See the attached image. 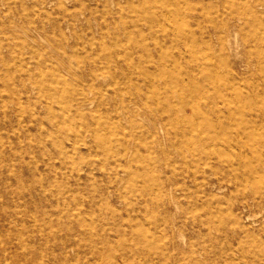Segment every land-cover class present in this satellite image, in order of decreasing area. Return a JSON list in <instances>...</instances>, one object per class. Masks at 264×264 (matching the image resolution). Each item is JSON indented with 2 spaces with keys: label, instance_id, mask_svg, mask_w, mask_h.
I'll use <instances>...</instances> for the list:
<instances>
[{
  "label": "rangeland",
  "instance_id": "1",
  "mask_svg": "<svg viewBox=\"0 0 264 264\" xmlns=\"http://www.w3.org/2000/svg\"><path fill=\"white\" fill-rule=\"evenodd\" d=\"M175 1L178 10L169 0H0V264H95L86 249L87 234L75 227L97 222L100 214L110 243L134 248L131 264L163 262L161 254L147 258L140 251L138 235H159L152 230L163 227L161 210L142 198L150 180L152 187L164 180L163 149L173 152L164 134L173 111L185 124L191 112L201 121L215 119L207 111L202 116L203 105H196L210 98L213 85L194 59L216 71L224 95L234 58L230 45H237L239 60L250 62L239 72L254 79L264 72V14L253 17L252 24L249 0ZM161 52L168 53L166 58ZM157 67L166 79L178 70L183 78L194 77L202 97L193 98L187 87L181 91L183 102L178 88L167 87L166 93ZM153 68L159 73L147 81L143 71ZM79 98L88 100L77 106ZM105 136L113 140L105 144L112 155L97 145ZM118 141L133 148L139 160L120 156ZM117 163L126 171L115 183ZM142 165L154 170L148 175ZM153 173L159 176L152 179ZM246 188L240 187V194L239 189L216 192L212 200L222 203L217 214L223 222L235 217L263 247L264 208L251 204ZM180 210L174 217L182 215Z\"/></svg>",
  "mask_w": 264,
  "mask_h": 264
},
{
  "label": "bare ground",
  "instance_id": "2",
  "mask_svg": "<svg viewBox=\"0 0 264 264\" xmlns=\"http://www.w3.org/2000/svg\"><path fill=\"white\" fill-rule=\"evenodd\" d=\"M169 2L172 4L173 10H176L178 2L175 0H169ZM246 9L251 13L252 24H254L253 17H260L261 14H264V0H249ZM257 13L258 15H256ZM181 33L183 34L184 32ZM230 49L234 51V58L230 67L232 69L230 70V79L225 84L227 86L226 95L221 92L218 86L221 77L218 76L216 71L211 68L208 69L203 62H198L197 59H194L197 62L196 65L199 72L204 74V78L209 80L211 86L213 85V93L210 98L205 99L204 102H201L202 99H200L201 101H196V105L199 108L203 105V109L201 110L202 116L206 111L213 113L215 117L214 121L208 120L205 116L204 120L201 121L198 112H191V121L185 124L183 117L173 111L174 120L172 125L168 127L171 129L166 127L167 129L164 134L166 145L170 146L173 150V152L171 150L167 152L165 148L163 149L164 180L158 181V184L156 183L153 187L152 184L154 182L152 183L150 180L151 184L149 185L151 188L148 193H144L147 188L143 186V189H146L144 192L142 191L145 195L142 199L156 205L161 210L162 214H160L162 215L163 227L162 229L155 228L152 230H156L159 235L144 232L145 235H142V237L138 235L137 241L140 244L139 247H141L140 251H143L146 257L151 254L163 255L164 263L159 264H264V246L259 247L256 244L257 241L253 239L254 237H250L252 234L248 231L247 227H244L245 225L241 224L235 217H231V225L226 220L228 216L225 217L227 222H223L222 218L224 217L217 213H220L224 207H221L222 203L218 204L217 202L216 204V201L212 200L214 199L213 194H217L216 192L222 193L225 189L232 192L237 191L240 187L242 189L243 187H248L251 190V192L249 190L250 196L248 197L252 201L251 204H257L264 208V72H260L256 77L257 79L251 78V76L245 75L243 72H239V70L247 68L250 62L245 58L238 59L239 53L237 45L234 48L230 45ZM161 53L164 54L165 52ZM164 55L161 54L160 58H166L168 53ZM188 55L196 58V53L194 54V52H190ZM208 59L210 58L208 57ZM155 69H151L152 71L147 69L143 73H145L148 81L152 80L153 76L160 72V78L163 80L161 84H163L166 93H168L167 87L170 89L172 86L173 88H178L176 90L178 94L176 95L183 102L185 98L182 97L181 91L184 87H187L193 98L202 97L200 91L201 84H198V81L196 82L194 77L189 74L186 75V78H183V76L181 77L180 70L173 71L171 73L172 75L166 79V75L160 67L158 68L159 72ZM141 70L139 69L137 72L139 73ZM241 79L242 83L239 82ZM221 88H224V86ZM171 90L173 91V89ZM190 98L189 101L192 103ZM86 100L88 98H79L76 100V105H81ZM172 105L170 103L167 106L171 109ZM188 110L190 112L189 108ZM112 141L107 136L99 138L97 141V145L102 148V153L106 156L112 154H110L109 146L105 147V144L113 143ZM116 145H120L119 151L121 153L118 151L120 156L125 158L129 157L132 161L139 160L138 157L134 156L135 152L133 148L130 150L125 144L119 141ZM151 159L154 161V158L151 157ZM116 160V162H119L118 159ZM123 164L117 163L116 165H119L121 169L116 168L112 173L114 181L116 180L115 183H118L121 172L126 171V168L123 169V166H121ZM142 170L150 175L149 173L154 169L147 165H142ZM151 176L153 179V177H157L159 174L153 173ZM143 178L145 179L146 177ZM107 187L109 188L110 185H107ZM107 187L101 191L108 189ZM239 192L240 189L236 194ZM103 193L100 192L101 198H103ZM206 194L209 196V199L205 197ZM221 195L226 200L227 194L223 192ZM231 195L233 196L234 194ZM203 199L208 200L203 201ZM225 200L223 201L225 202ZM235 200H237L236 197ZM242 202L246 203V200ZM107 204L104 207H107ZM74 205L79 210L87 211L85 205L81 204L78 206V202H74ZM248 205L249 207L252 206H250V203ZM179 207L181 209L179 212L182 215L174 217L176 208L178 209ZM233 211L235 210L233 209ZM260 211L262 212V210H259V213ZM228 212L230 213V210ZM100 215L98 216L97 222L91 220L85 224H78V228L75 227L81 233L87 234V240L85 241L87 243L86 249L93 256L95 264H131L130 259H134L135 256L131 255L130 250L134 248L127 247V245V248H120V244H117L119 241L117 242V240H115V243H110V235H108L104 226L105 223ZM71 218L74 219V217ZM112 219L114 220L113 216ZM119 220L121 221V219ZM154 220L150 224H155L156 221ZM136 230L138 231L139 229L137 228ZM187 231L191 232L185 237V232ZM216 231L221 234L220 237L224 243H219V238L215 234ZM244 236H247L245 240H243ZM134 239L136 238L134 237ZM259 240L261 241V239ZM132 242L134 243L135 241L132 240ZM68 248L72 251L76 250L73 245H69ZM63 254L66 255L67 252Z\"/></svg>",
  "mask_w": 264,
  "mask_h": 264
}]
</instances>
